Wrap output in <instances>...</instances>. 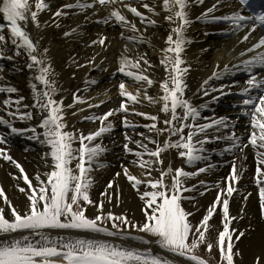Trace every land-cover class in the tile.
Wrapping results in <instances>:
<instances>
[{
	"label": "snow or ice",
	"instance_id": "6c2138e0",
	"mask_svg": "<svg viewBox=\"0 0 264 264\" xmlns=\"http://www.w3.org/2000/svg\"><path fill=\"white\" fill-rule=\"evenodd\" d=\"M243 8H252L253 14L245 16L241 10H233L227 15H216L215 13L227 0H215V3L207 8L196 20L204 23H226L229 31L233 34L247 29L240 39L239 43H247L257 29L264 27V11L256 12L255 6L264 9V0H237ZM195 4H203L204 0H160V8L165 13L164 19L169 23L170 30L165 40V47L160 49L161 58L159 64L165 71V77L159 82L147 74L148 69L152 67L146 54L137 53L135 57L129 56L128 46L125 45V51L119 58L117 72L125 77L131 78L139 87L135 94L129 91L126 83L121 81L118 85L119 96L122 98L119 107L109 109L101 115L86 116L84 119L93 122H99L100 127L87 135L68 131L69 125L66 122V109H71L75 105L88 104V108H98L105 101L101 100L98 104L88 103L79 95L73 94V103L65 105L63 100H57L55 95L59 90L57 87L55 72L52 68L50 57L47 55L49 49L43 48L41 51L40 41L31 36L27 25L32 23L35 27H41L38 19L39 14L48 10L50 5L46 0H35L34 5L30 0H0V15L7 24L0 23V59L12 60L15 56L26 55L28 62L26 67L34 70L33 81L30 84L33 93V105L23 104L25 99L20 96L16 99L9 98L0 101L5 108L10 109L8 115L12 120L0 116V125H5L10 130V134L28 135V139L36 140L45 144L49 148L46 156H50V170L43 175H35V184L29 177L23 166L15 161L8 149L0 147V159L12 163L19 169L20 176L15 179H22L24 187L18 190L26 195L28 200L27 211L21 213L16 207L12 206L11 201L5 194V190L0 186V198H3L5 204L10 208L11 219L6 218L5 209L0 207V233L12 234L27 231L29 235H24L20 239H11L0 242V264H177L175 260L166 256L155 254L152 249L129 248L122 244H115L109 240L85 239L70 236L51 237L45 230H78L89 233H102L108 237L127 236V230L136 228L140 233H147L154 237V241L145 239L143 236H135L137 239L148 245L155 243L161 249L178 257H185L194 264H208V261L195 254V250L205 247L211 253L214 249L219 251L218 264H235L234 258L240 253L235 248V241H239L245 233L231 227L237 217L230 215V200L239 192L237 185L241 181L246 169L238 167L235 160L231 164V171L224 178L223 186L220 183L215 185L217 195L213 203L208 206L205 214L199 222L193 224L191 217L194 212L188 211L183 206L184 201H194V196L185 195L198 191V185H188L187 181L199 177L201 174L210 172L216 166L207 164L205 167H199L195 171H187L184 167L173 168L171 163L166 168L162 167L165 163L164 154L170 150H176L178 156L188 165H193L199 161H207L208 156L203 155L206 151L204 145L216 140L230 141V146L224 149V152H234L239 150L244 152L249 146L254 150L256 157V168L254 174V183L258 187L259 207L261 217L264 218V36H261L257 42L252 43L239 53L242 59L239 64L231 66L225 65L223 71H214L208 79L203 81L201 88L204 96H209L211 92H220L221 95H228L223 87L217 89H207L204 86L213 79H221L225 75H234L236 71L248 74L246 86L239 95L242 96L241 105L246 109L245 115L250 116L251 131L247 137V143L242 142V138L232 132L228 136H209L208 131L215 129L219 132L221 128H228V117L208 118L201 117L200 109L206 108V104L195 106L186 96L188 85L186 77L190 71L191 65L188 64L185 53L187 45L192 40L186 36L188 28L193 21L190 18L191 9ZM142 8L151 13L147 15L126 0H76L75 3L63 5L53 13V18L65 16L68 13L64 9H79L85 11L93 9L97 5L109 8L108 15L97 21L98 23H114L126 30L132 35L125 36L121 33V38L130 41L132 44L148 43V38L143 34L136 23L129 20L121 10L126 9L129 13L139 18L145 30L148 26H155L157 20L153 16H159L156 4H150L141 0ZM251 25V27H249ZM59 27V25H56ZM7 30V36L4 34ZM71 32H65L68 37ZM209 33H205L208 35ZM108 38L101 36L92 40L91 45L99 44L106 46ZM14 48V55H5L8 44ZM10 50V49H9ZM203 51H207L204 49ZM89 65H95V59L90 60ZM83 66V65H81ZM217 67H219L217 65ZM115 75V73H114ZM87 83L95 85L96 80ZM158 83L161 90L159 96H151L147 89ZM145 85L147 87H145ZM18 89L14 86L0 87V94H14ZM141 91H143V100L153 105H160L159 112L166 114L162 127L157 126L160 120L158 115H152L145 112H136L135 115L144 117L152 121L150 124L135 125L125 116L122 120L124 127L135 128L144 127L149 132L161 136L167 133L168 139L162 143L144 133L139 135L155 145L154 149L148 148L143 140L133 141L131 137L125 135L126 141L123 145L125 151L137 157L132 163L138 164L145 169L147 179L133 175L129 168L122 166L121 174L127 179L131 187L139 193V199L143 201L142 209L145 220L142 224H135L130 221L126 215H116L111 211L104 212V200L111 202L113 195L111 190L115 185V180H110L101 194L104 200L95 202L90 196V189L94 184L91 176L93 164L98 158L107 151L101 143H93L102 138L105 134L111 133L114 124L110 118L117 113H129V102L133 105L142 103ZM256 91L259 95H252ZM218 99V97H213ZM21 105L24 109L35 107L39 109L41 119L38 127L42 132L37 131V126L20 129L14 126V120H32L33 112L21 111ZM15 110L12 111V107ZM79 111H84L80 108ZM75 116L76 112H72ZM204 119L206 123H199V119ZM187 130V132L185 131ZM203 136V138H201ZM171 137H178L173 140ZM79 142V147H74V143ZM7 137L0 135V144H5ZM129 143H135V150L129 147ZM223 154V153H221ZM148 156L149 159H144ZM241 159H246L242 156ZM74 164V167H73ZM105 165L100 164L103 168ZM157 170L158 178H152V171ZM141 186H146V190L141 191ZM199 187H204V191L199 194L202 196L205 192L211 190L205 186V181H199ZM251 196L248 193L242 199L247 201ZM95 205L97 215L89 217L86 215L89 206ZM195 207V205H194ZM221 230H217L215 242L211 240L213 225L210 223L214 216L221 212ZM244 209L241 208V213ZM240 218H243L241 216ZM111 224V229L106 226ZM36 237H39L36 239ZM255 264H264V258L257 257Z\"/></svg>",
	"mask_w": 264,
	"mask_h": 264
},
{
	"label": "bare ground",
	"instance_id": "6f19581e",
	"mask_svg": "<svg viewBox=\"0 0 264 264\" xmlns=\"http://www.w3.org/2000/svg\"><path fill=\"white\" fill-rule=\"evenodd\" d=\"M72 1L74 0H46L50 7L48 10L39 14L38 19L41 23V27L37 28L32 23H29L27 27L31 36L40 41V50L42 51L43 48L49 49L47 55L51 59L52 68L56 74L55 79L57 87L59 89L55 95L57 100L62 99L65 105L72 104L73 94H76L84 98L88 103L98 104L101 100L105 101V103L98 108H88V104L85 103L75 105L71 109H66L65 119L69 125L67 130L87 135L90 132L96 131L100 127V124L98 121L93 122L84 119V117L91 115L98 116L107 112L109 109H116L119 107L118 102L122 100V98L119 96L118 85L121 81H124L128 90L132 91L134 94L139 87L131 78L125 77L122 74L119 75L117 72L119 58L125 51V45L130 49L128 52L129 56L135 57L137 53L147 55V59L152 65V67L148 69L147 74L150 75L152 79L159 82L165 77V71L159 64L162 55L160 49L166 46L165 40L171 26L164 19L165 13L160 8V0L144 1L150 4H156V10L160 12L159 16L152 17L157 20V24L155 26H148L146 30L145 26L140 23L139 18L129 13L126 9H123L122 6L117 5V7H121V10L128 19L134 21L137 27L140 28L143 34L148 38V43L134 45L130 41L121 38L122 32L125 36L132 35L130 31L111 22L108 24L97 22L108 15H103L101 12L104 10L107 11L109 8H97L93 12L77 10L70 12V9H64V11L68 13L67 15L53 18L54 12ZM30 2L34 5L35 0H30ZM207 5L208 3L205 1L203 4L193 3L190 13V18L195 22L191 24L186 33V36L192 40V43L187 45L185 53L187 62L191 65L190 71L186 77V83L188 85L186 96L197 107L201 104L207 105L206 108L200 109L202 118H217L218 116H226L229 118V127L224 128L226 131L220 130L216 132V130L210 129L208 131L209 136H228L232 132H235L237 136L242 138L243 143H247V139L243 138L247 137L251 129L249 131L247 127H245L247 124L246 120L238 117V113L236 114L232 109H222L220 105L215 103V99L209 102L211 97H217L219 92H211L209 96H204L202 91H198L203 81L208 79L214 71H223L226 64L231 66L232 63L238 59L236 55L238 51L246 46V43H239L240 40H238L245 34L244 31L226 39H215L209 34L205 35L207 27L200 24L196 18L204 12ZM138 9L145 12L147 15H152L142 8V4ZM57 24L59 27L56 26ZM72 29H76V32L65 37L64 33L71 32ZM4 34L7 36V32H4ZM101 36H106L108 38L106 46L102 47L99 44L91 45L92 40L98 39ZM204 49H207V51H203ZM14 51V48L9 43L8 48L5 50V55H14ZM93 58L95 59V65L98 67L89 65L88 62ZM27 62L28 59L26 55L15 56L12 60L6 58L0 59V87L14 86L18 89L14 94H0V101L9 98V96H11L12 99L23 96L25 99L22 101V105H33L34 100L30 84L35 82L33 81L35 72L26 67ZM217 65L219 67H217ZM223 77L227 79H213L204 87L207 89H219L223 87L224 90H229L231 86H223L222 82H232V78L235 76L229 74ZM91 80H96L98 83L95 85L87 83ZM145 87L147 86L145 85ZM147 91L149 95L154 97L162 94L158 83L148 88ZM141 98L142 103L139 105H133L129 102V113H117L115 116L111 117L110 121L114 124V130L109 136L106 137L104 135L105 138L96 141L107 149L98 160L103 161L105 158H110L113 159L118 166L111 167L109 164L97 162V160L91 172V174L95 173L92 175L94 184L92 186L93 190L91 191L94 201L99 203V201L104 200L101 194L107 187L108 182L110 180H115V185L111 192L117 193L118 189V199L116 195H113L111 202L104 200V212L107 213L111 211L116 215H126L133 221H137V224L138 221H143L145 219L142 211L144 207L143 201L139 199V193L131 187L123 174L119 177H116L115 174L117 172L122 173V166H126L133 175L143 179H147L148 177L145 175V169L140 168L138 164L132 163L134 160L130 157L127 159L128 156L124 154L125 149L123 145L128 143V141H126L124 137L127 134L133 141L143 140L150 149H154L155 145L149 143L148 140H144L139 133H144L145 136L151 137L160 143L169 138L167 133L156 136L155 133L149 132L148 129L144 127L125 132L119 128L123 125L122 120L125 116L131 123L139 125L152 123V121L144 117L135 115L132 109H135L136 112L142 111L152 115H158L160 120L157 122V126H163L161 122L166 119L167 116L159 112L160 105H153L143 100V91H141ZM22 105L21 111L33 112L34 118L30 121L14 120V126L20 129L37 126V131L42 132L43 130L38 127L41 119L39 109L35 107L24 109ZM80 108H83L84 111H79ZM209 108L213 110L208 111ZM11 110L14 111L15 106H13ZM235 110L241 112L245 110V108ZM9 111L10 109L0 104V116L12 120V117L8 115ZM72 112H76V115L73 116ZM202 118L199 119L198 122L206 123L207 121ZM240 127L243 128L241 129ZM123 129L127 130V128L124 127ZM185 131L187 132V130ZM0 133L7 137V142L5 144H0V147L8 149L13 159L19 162L29 177L33 179L34 184V178L37 173L43 175L50 170L51 158L45 155L49 152L48 146L36 140L28 139V135H31V133L20 136L10 134V130L5 125H0ZM177 138L178 137H171L173 140ZM201 138H203V136H201ZM230 143V141L226 140H216L212 143H206L204 145L206 151L203 155L208 156V160L199 161L193 165L184 163L178 156L176 150H170L164 154L165 163L162 167L166 168L167 165L171 163L173 168L184 167L187 171H195L199 167L207 166V164L216 166L210 172L201 174L199 177L187 181L188 185H198V191L185 194L194 196L195 200L183 202V206L186 210L195 213V215L190 218L191 221H200L206 209L213 203L217 195L216 189L213 191L209 190L201 196L199 193L204 191V187H199L200 180L205 181V186L209 180H222L221 185L223 186L224 178L227 177L231 171L233 160L236 161L238 167L246 169L241 181L237 185L239 188L238 193L240 194H236V196L230 200V215L237 217L231 227L245 233L239 241H235L234 237L235 248L238 249L240 253L234 258V261L235 264H255L257 257L264 258V219L258 216L254 208L256 207V196H258V187L254 185L253 179L255 174L253 166L256 165L255 152L250 146L246 148L243 153L239 150H235L231 153L224 152V149L229 147ZM74 147H79L78 141L74 143ZM129 147L135 150L138 149L135 143H129ZM242 156L246 157V159H241ZM144 159H149V157L145 156ZM100 164H104L105 166L101 168L99 167ZM158 175V171L154 169L152 171V178H158ZM18 176H20L19 169L12 163L0 159V186L4 188L5 194L11 201L12 206L16 207L21 213H24L27 211L28 200L26 195L18 190V186H25L22 179L14 178ZM104 177L106 178L104 179ZM143 190H146V186H141V191ZM248 193H251V196L247 201L243 200L242 197L246 196ZM0 207L5 209L6 218L11 219L10 208L5 204L3 198H0ZM241 208L244 209L243 213H241ZM221 213L222 210L218 212L210 222L213 225L212 233L217 234V230H221ZM87 214H97L96 206H90ZM241 216H243V218H240ZM45 231L53 238L70 236L85 239H102L109 240L115 244H122L125 247L139 248L141 250L150 247L155 254L175 260L177 264H194V262L188 261L185 257H178L161 249L159 245L154 242L145 245L142 241L133 239L132 237L137 236L134 234L130 236L108 237L102 233H89L78 230L53 229ZM24 235H29V233L27 231L12 234L0 233V242L20 239ZM38 238L39 237H36V239ZM147 240L154 241L155 239L148 238Z\"/></svg>",
	"mask_w": 264,
	"mask_h": 264
},
{
	"label": "rangeland",
	"instance_id": "374dc122",
	"mask_svg": "<svg viewBox=\"0 0 264 264\" xmlns=\"http://www.w3.org/2000/svg\"><path fill=\"white\" fill-rule=\"evenodd\" d=\"M113 130H114V128H113ZM108 134V135H107ZM107 134H105V136L107 137V136H109V134H111V133H107ZM105 136H103L102 138H98V140L99 139H103V138H105ZM94 143H97L96 141L94 142ZM125 151V150H124ZM124 154L126 155V156H128L127 157V159L130 157L131 159H133V160H137L138 158L137 157H135L134 155H132V154H129V153H127L126 151L124 152ZM97 162H103V163H106V164H109L111 167H117L118 165L115 163V161L113 160V159H107V158H105V159H103V161H100V160H98ZM123 163H124V160H123ZM93 166H94V164H93ZM253 169H254V166H253ZM95 173H93V174H91V176L92 175H94ZM107 177V176H106ZM106 177H104V179L106 178ZM221 181L222 180H214V179H212V180H209V182H207V187L208 188H210L212 191L213 190H216V187H215V185L217 184V183H220L221 184ZM222 186V185H221ZM93 189L91 188L90 189V196H91V198L94 200V198H93V196H92V193H91V191H92ZM216 192V191H215ZM238 195L240 194V193H237ZM236 196V195H235ZM257 197V201H256V207H254L256 210L255 211H257V213H258V216L259 217H261V209H260V207H259V198H258V196H256ZM90 207V206H89ZM257 207H258V209H257ZM86 215H88L89 217H94L95 215H97V214H87V212H86ZM262 218V217H261ZM264 219V218H263ZM129 220L130 221H132V222H134L135 224H137L135 221H133L131 218H129ZM145 220V219H144ZM144 220L143 221H138V224L137 225H139V224H142L143 222H144ZM197 222H199L198 220H194V221H192V223L193 224H196ZM106 226L107 227H109L110 229H111V224L110 223H106ZM127 232H128V235L127 236H130L131 234H134V235H137V236H143L144 238H146V239H148L146 236H144V234L143 233H140V232H138L137 231V229L136 228H130V229H128L127 230ZM216 236H217V234H215V233H211V240H212V242L214 243L215 242V239H216ZM195 254L196 255H198V256H200L201 258H203V259H205V260H207L208 261V264H218V261H219V259H220V257H219V251H218V249H216L215 247H214V249H213V251L211 252V253H209L207 250H206V248L205 247H200V248H198V249H196L195 250Z\"/></svg>",
	"mask_w": 264,
	"mask_h": 264
}]
</instances>
